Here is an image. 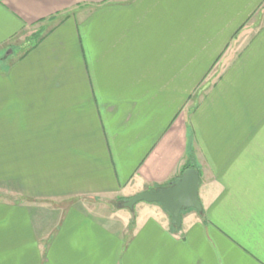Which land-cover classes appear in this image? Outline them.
<instances>
[{
  "label": "crops",
  "instance_id": "0c3cea01",
  "mask_svg": "<svg viewBox=\"0 0 264 264\" xmlns=\"http://www.w3.org/2000/svg\"><path fill=\"white\" fill-rule=\"evenodd\" d=\"M38 25L0 66V264H264V0H0V52ZM186 162L180 227L80 199Z\"/></svg>",
  "mask_w": 264,
  "mask_h": 264
},
{
  "label": "water",
  "instance_id": "95a60500",
  "mask_svg": "<svg viewBox=\"0 0 264 264\" xmlns=\"http://www.w3.org/2000/svg\"><path fill=\"white\" fill-rule=\"evenodd\" d=\"M199 177L197 168H186L169 186L137 193L124 201L122 206L132 209L140 201L158 203L169 214L173 225L180 227L184 209H202L198 197Z\"/></svg>",
  "mask_w": 264,
  "mask_h": 264
},
{
  "label": "rangeland",
  "instance_id": "374dc122",
  "mask_svg": "<svg viewBox=\"0 0 264 264\" xmlns=\"http://www.w3.org/2000/svg\"><path fill=\"white\" fill-rule=\"evenodd\" d=\"M44 28H45L44 26L38 25L36 27L27 29L24 32H22L21 34H19L17 36V38L15 39V42L14 41H12V42L16 43L17 45L21 44L22 46L17 47L16 49H14L12 47H7V48H5V50L0 52V66H3L5 64L4 60L7 59L8 56L9 57L11 56V58H13V56H15V55L18 56L21 52H23L25 50V48H27L29 46L30 42L33 41L34 37H32V35L36 32L42 31ZM155 189H157V188H155ZM137 193H140V192H135L130 197L136 195ZM7 197L8 196H5L3 194L2 199H6ZM80 199L87 201L89 204L95 205L99 210H102V212L108 211L109 207L117 209L118 207H120L121 203L125 201V200L124 201L117 200L115 198L109 199V200L104 199L102 201L99 197H97V198L96 197H88L85 199H83V198H80ZM144 204L146 205V203H144L143 201L138 202L137 203V209L140 205H144ZM116 209H113V210H116ZM187 210L188 209H184L182 212H185ZM132 213H133V211H132Z\"/></svg>",
  "mask_w": 264,
  "mask_h": 264
},
{
  "label": "trees",
  "instance_id": "16d2710c",
  "mask_svg": "<svg viewBox=\"0 0 264 264\" xmlns=\"http://www.w3.org/2000/svg\"><path fill=\"white\" fill-rule=\"evenodd\" d=\"M41 36H42V31H39V32L34 33V34L32 35V37H34V38H33V41L30 42V44H29V46H28L27 48L29 49V48L34 47V46L40 41ZM189 167H195V166H194L192 163H190V162H186V163L183 165V167H182V169H181V172H180L179 176L183 173V171H184L186 168H189ZM195 168H196V167H195ZM179 176H178V177H179ZM175 179H176V178H175ZM170 184H171V183H170Z\"/></svg>",
  "mask_w": 264,
  "mask_h": 264
}]
</instances>
